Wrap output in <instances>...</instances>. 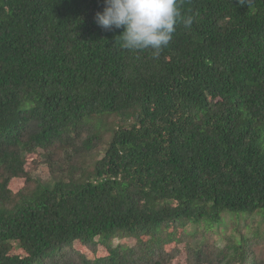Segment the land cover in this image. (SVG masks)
<instances>
[{"label": "trees", "instance_id": "1", "mask_svg": "<svg viewBox=\"0 0 264 264\" xmlns=\"http://www.w3.org/2000/svg\"><path fill=\"white\" fill-rule=\"evenodd\" d=\"M178 3L154 59L103 0H0V264H264V0Z\"/></svg>", "mask_w": 264, "mask_h": 264}, {"label": "clouds", "instance_id": "2", "mask_svg": "<svg viewBox=\"0 0 264 264\" xmlns=\"http://www.w3.org/2000/svg\"><path fill=\"white\" fill-rule=\"evenodd\" d=\"M95 23L106 31L123 29L121 48L131 52L151 51L154 59L168 47L177 24L190 29L192 16L180 11L178 0H103Z\"/></svg>", "mask_w": 264, "mask_h": 264}, {"label": "rangeland", "instance_id": "3", "mask_svg": "<svg viewBox=\"0 0 264 264\" xmlns=\"http://www.w3.org/2000/svg\"><path fill=\"white\" fill-rule=\"evenodd\" d=\"M44 161V156L41 154L40 151H37L35 154H32L27 157L26 162V170L31 176H37L40 177L42 183H46L47 181L50 180V175L48 173V170L43 163ZM51 182V181H50ZM24 180L23 179H14L11 180L8 184V188L12 192H17L23 185ZM256 237H260L261 239L264 240V232H258V233H253ZM129 246L133 245V240L132 239H127L125 241ZM116 243V242H114ZM76 249L81 248V246L76 245ZM182 250L180 255L175 259L170 262V264H185V252L183 251L184 244H181L179 246ZM83 251L86 250V248L81 249ZM99 253H104V250L100 248Z\"/></svg>", "mask_w": 264, "mask_h": 264}]
</instances>
